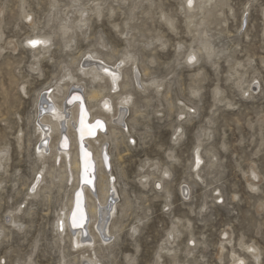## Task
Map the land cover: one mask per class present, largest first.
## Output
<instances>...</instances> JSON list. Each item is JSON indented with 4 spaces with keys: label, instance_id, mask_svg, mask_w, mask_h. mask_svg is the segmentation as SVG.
Instances as JSON below:
<instances>
[{
    "label": "rangeland",
    "instance_id": "rangeland-1",
    "mask_svg": "<svg viewBox=\"0 0 264 264\" xmlns=\"http://www.w3.org/2000/svg\"><path fill=\"white\" fill-rule=\"evenodd\" d=\"M191 1L188 11L190 0H0V264H81L57 229L77 181L51 180L55 159L39 160V100L67 67L97 105L78 70L84 54L116 63L127 50L148 90L132 83L142 112L128 107L108 146L118 207L109 224L120 230L114 247L96 246L101 264H234L236 256L264 264V0ZM78 6L89 12L88 26L61 35L80 18ZM35 36L44 37L39 52L28 40ZM191 50L198 63H188ZM198 153L204 162L195 174ZM43 166L41 187L49 189L32 198ZM13 216L22 227L10 224Z\"/></svg>",
    "mask_w": 264,
    "mask_h": 264
},
{
    "label": "bare ground",
    "instance_id": "bare-ground-1",
    "mask_svg": "<svg viewBox=\"0 0 264 264\" xmlns=\"http://www.w3.org/2000/svg\"><path fill=\"white\" fill-rule=\"evenodd\" d=\"M189 4L191 5H187L186 7L188 11L196 7V4L195 7H193V1H191V3L189 2ZM102 5H96L98 17H101L102 8H105L102 7ZM113 9H111L110 15L114 12ZM200 9L202 10L203 8L200 7ZM77 13L80 17L79 19L77 18L78 21L75 24L65 23L61 28V35H66L72 29L76 28L79 30L82 28L81 30H83V28L88 26L90 17H88L89 12L87 8L83 9V7H79ZM133 16L134 14H132V17ZM73 21L71 20V22ZM170 25L173 26L172 23ZM130 29H127L123 34L130 36ZM43 38L42 36H35L28 39L30 44H32L31 46L35 48L37 52L45 48L43 47ZM158 41L161 40L158 39ZM48 43H50V41H48ZM72 43L73 40L69 42L71 45ZM98 44L102 49L108 47L102 39ZM204 48L206 49V46ZM49 49L50 48L45 49L40 54L44 56L48 52L50 53ZM201 51L203 52V50ZM112 52L114 53V51ZM197 53L198 52L194 50L190 51L186 56L188 63H190V61L198 63L199 58L197 57ZM134 57L135 54L127 50L126 57L122 58L119 62L116 60L117 62L114 63L112 62L114 59L110 55L102 54L99 51H89L84 54L83 63H81L78 70L84 79H88L90 84L93 85L88 93V99L91 103H97V105H88V100H86V96L82 93V91H85V87L82 84L83 79H79V77L74 75L67 67L65 68V74L57 85V88L53 90L52 93H46L44 96H41L42 98L39 100V109L41 112V115L38 116V130L40 134V142L38 143L41 144L38 149L39 160L42 162V165H46V160H49V157L55 159V166L48 173L51 180L60 179L61 181H68L69 184L71 180L76 179L75 183L77 181V187H75L76 191L74 190L73 192L68 189L73 193L69 204L66 202V205L62 209V214L59 215L57 229L60 239L64 242L68 240L70 249L79 254L81 264H101L96 246L98 245L99 250H108L114 247L112 245L115 243L113 240L116 239V236L114 239L116 233L113 234V231L119 232L120 230L119 223H114V221H112L113 223L109 224L116 210L118 211V207L116 209V182L112 183L115 178L113 179V174L107 177V172L111 173L113 168L108 146L109 144L112 146L113 142L110 143V141H117L122 134L120 128H122V125L126 122L125 119L128 107L133 106L137 114L142 112L136 103L133 102V98L135 97H133L134 93L130 91V87L132 83H134L137 89L142 92L148 90V87L147 83L140 79V70L137 65V59L135 60ZM111 62L114 64H111ZM129 65H131L130 73L132 77L129 76V72L124 71L125 68L130 67ZM105 84H108L107 88L103 86ZM149 85L159 89L162 86V82L152 80ZM106 91L108 94L105 93ZM60 95H66L65 102H61L62 104L57 102L58 99H61ZM113 98H115V100ZM182 112L185 111L183 110ZM98 121L100 122L99 124L97 123ZM55 135H57L58 138L54 139ZM52 139H54V142L50 143V140L53 141ZM122 158V156H119L118 159L120 162L123 160ZM3 160L4 158L1 157V163L4 162ZM58 161H61L59 168H57ZM203 162L200 153L194 156L192 169L195 171V174L199 173ZM155 167L157 171H160L159 166ZM45 168L47 167L45 166ZM44 170L46 169H44L43 166L41 175L38 181L36 180V185H34L32 198L37 197L41 189H49L47 186L41 187L46 181L43 174ZM169 173V170H162L163 177L168 176ZM151 175L152 174H149L148 176ZM143 177L146 176L144 175ZM54 184L53 186H55ZM97 184L100 187L99 196H95ZM186 191H188V189L185 190L184 188V192ZM43 192L44 191H42V193ZM65 194L68 195L67 191ZM125 195L127 194L125 193ZM18 221H16L15 216H13L10 224L14 227H22L23 225L19 224ZM3 228L0 225V241ZM77 256L78 255H76V257ZM235 256L236 255L233 257ZM244 263V259L240 257L237 259L236 256L234 264Z\"/></svg>",
    "mask_w": 264,
    "mask_h": 264
},
{
    "label": "snow or ice",
    "instance_id": "snow-or-ice-1",
    "mask_svg": "<svg viewBox=\"0 0 264 264\" xmlns=\"http://www.w3.org/2000/svg\"><path fill=\"white\" fill-rule=\"evenodd\" d=\"M190 3H191V0H190ZM33 43H36V42H33ZM97 123L99 124L100 122L98 121Z\"/></svg>",
    "mask_w": 264,
    "mask_h": 264
}]
</instances>
